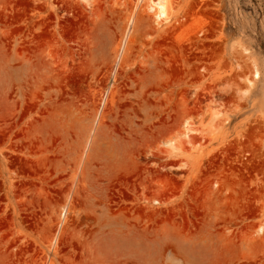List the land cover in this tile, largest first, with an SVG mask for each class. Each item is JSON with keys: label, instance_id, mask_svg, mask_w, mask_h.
Instances as JSON below:
<instances>
[{"label": "rangeland", "instance_id": "1", "mask_svg": "<svg viewBox=\"0 0 264 264\" xmlns=\"http://www.w3.org/2000/svg\"><path fill=\"white\" fill-rule=\"evenodd\" d=\"M169 1L0 0V264H264V0Z\"/></svg>", "mask_w": 264, "mask_h": 264}, {"label": "bare ground", "instance_id": "2", "mask_svg": "<svg viewBox=\"0 0 264 264\" xmlns=\"http://www.w3.org/2000/svg\"><path fill=\"white\" fill-rule=\"evenodd\" d=\"M136 8L143 9V12H152L153 20L159 26L171 18V6L169 0H136ZM254 78H259V72H254ZM251 82V81H250ZM189 130V129H188ZM187 130V131H188ZM188 131L187 133H189ZM186 134L188 136L189 134ZM264 232V226H261L259 233Z\"/></svg>", "mask_w": 264, "mask_h": 264}]
</instances>
